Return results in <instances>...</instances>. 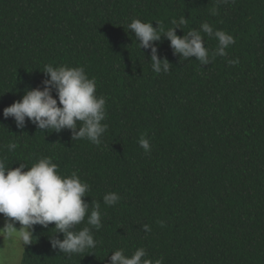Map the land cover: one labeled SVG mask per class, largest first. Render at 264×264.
<instances>
[{
  "label": "trees",
  "instance_id": "obj_1",
  "mask_svg": "<svg viewBox=\"0 0 264 264\" xmlns=\"http://www.w3.org/2000/svg\"><path fill=\"white\" fill-rule=\"evenodd\" d=\"M182 16L178 36L208 22L235 43L202 65L162 37L155 46L171 68L156 73L127 25L167 30ZM201 34L214 52L218 41ZM49 64L95 79L108 126L99 146L4 118L26 90L42 89ZM0 158L13 169L51 158L62 176L76 172L91 186L90 207L100 205L95 249L60 253L55 225H36L21 264H111L114 251L138 248L164 264H264V0H0ZM109 192L120 196L114 206L104 203Z\"/></svg>",
  "mask_w": 264,
  "mask_h": 264
},
{
  "label": "clouds",
  "instance_id": "obj_2",
  "mask_svg": "<svg viewBox=\"0 0 264 264\" xmlns=\"http://www.w3.org/2000/svg\"><path fill=\"white\" fill-rule=\"evenodd\" d=\"M212 14L215 15V12ZM186 23L187 19L182 16L179 20L173 19V27L165 30L160 22L154 28L151 22L133 18L127 27L134 33L140 50H151L150 64L156 73H167L171 68L166 58L161 61L155 46V42L161 41L162 37L171 42L174 54L184 59L195 57L202 65H209L216 56H227L226 49L235 43L232 35L223 30H214L208 22H204L199 30L192 29L183 37L178 36L177 29L183 30L181 26ZM201 33L218 41L214 52L206 47ZM228 63L236 65L239 60H229ZM42 72L49 77L43 81L42 89L26 90L22 100L4 109V118H14L20 129L25 128L29 120L40 130L54 129L59 133L69 129L73 133V140L87 139L99 146L108 126L102 123L107 115L106 99L96 95L95 79L89 78L83 67H54L49 64L44 66ZM53 91L58 99L53 97ZM138 142L145 152L151 151L148 139L142 136ZM17 147L16 143L7 145L9 151ZM26 167L21 163L13 169L0 158V214L6 218L0 236L12 240L14 245L25 251L24 246L31 245L36 238L34 226L47 229L54 224L53 230L57 235L50 237L53 250L74 255L95 249L98 241L92 229L100 230L102 216L98 202L90 207L85 201L91 186L82 181L76 172L62 176L51 158H41L34 166L25 170ZM103 200L106 205L114 206L120 196L109 192ZM85 220L88 226L74 230ZM16 223L21 226L19 230ZM144 231L150 232V226L144 225ZM59 234H63L62 240ZM110 260L111 264H164L163 257L155 261L147 258L144 248H138L130 257L123 250H116L111 253Z\"/></svg>",
  "mask_w": 264,
  "mask_h": 264
},
{
  "label": "rangeland",
  "instance_id": "obj_3",
  "mask_svg": "<svg viewBox=\"0 0 264 264\" xmlns=\"http://www.w3.org/2000/svg\"><path fill=\"white\" fill-rule=\"evenodd\" d=\"M6 218L3 214H0V229L5 226ZM17 230L21 227L19 223H16ZM35 227V226H34ZM2 235V233H0ZM27 246V245H26ZM24 246V248H26ZM24 250L18 245H14L12 240H5L0 236V264H21Z\"/></svg>",
  "mask_w": 264,
  "mask_h": 264
}]
</instances>
